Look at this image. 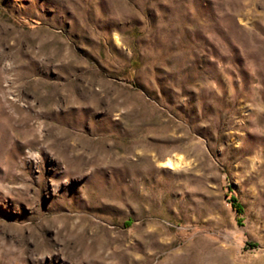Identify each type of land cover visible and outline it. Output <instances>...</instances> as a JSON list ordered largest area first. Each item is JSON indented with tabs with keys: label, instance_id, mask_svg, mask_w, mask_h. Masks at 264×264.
Listing matches in <instances>:
<instances>
[{
	"label": "rangeland",
	"instance_id": "374dc122",
	"mask_svg": "<svg viewBox=\"0 0 264 264\" xmlns=\"http://www.w3.org/2000/svg\"><path fill=\"white\" fill-rule=\"evenodd\" d=\"M0 264H264V0H0Z\"/></svg>",
	"mask_w": 264,
	"mask_h": 264
},
{
	"label": "trees",
	"instance_id": "16d2710c",
	"mask_svg": "<svg viewBox=\"0 0 264 264\" xmlns=\"http://www.w3.org/2000/svg\"><path fill=\"white\" fill-rule=\"evenodd\" d=\"M230 201L233 202L235 208L239 210V207H237V205H236V202H237V201L235 200V198H231Z\"/></svg>",
	"mask_w": 264,
	"mask_h": 264
}]
</instances>
